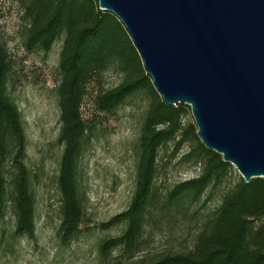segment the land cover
I'll return each instance as SVG.
<instances>
[{"label":"trees","instance_id":"trees-1","mask_svg":"<svg viewBox=\"0 0 264 264\" xmlns=\"http://www.w3.org/2000/svg\"><path fill=\"white\" fill-rule=\"evenodd\" d=\"M20 6L25 49L47 51L60 38L54 90L57 142L61 145L55 176L59 213L56 235L61 244L74 237L84 215L80 162L93 128L80 112L87 82L109 67L120 74L117 84L95 93L93 104L99 111L112 112L138 91L146 96L136 136L133 189L125 208L105 222H120L123 228L98 245L102 260L119 247L130 255L137 247L150 207L186 209L209 185L222 181L232 165L202 145L193 122L181 121L188 105L162 101L124 26L111 12L98 9L96 0H20ZM9 70L8 54L0 40V220L9 204L13 217L10 237H33L34 197L30 172L23 161L20 113L6 90ZM190 139L194 144L183 158L199 164L197 174L175 182L160 196L154 186L159 148L172 140V154ZM142 264H264V177L244 181L238 176L201 223L191 248L165 252Z\"/></svg>","mask_w":264,"mask_h":264},{"label":"rangeland","instance_id":"rangeland-1","mask_svg":"<svg viewBox=\"0 0 264 264\" xmlns=\"http://www.w3.org/2000/svg\"><path fill=\"white\" fill-rule=\"evenodd\" d=\"M21 16L20 0H0V40L10 64L6 90L20 113L25 140L23 161L30 172L34 197L35 231L33 237L11 238L13 217L6 205L0 220V264H142L165 252L191 248L201 223L239 176L233 166L222 181L209 185L199 200L186 209L150 207L137 247L130 255L120 247L110 250L107 260L98 253L100 241L123 228V223L105 222L129 201L134 185L136 136L147 102L145 94L138 91L112 112L94 107L95 93L120 80L114 67L93 75L86 84L80 112L93 128L80 162L84 215L74 237L67 244L60 243L56 235L59 213L55 176L61 145L57 142L54 90L60 38L47 51L25 49ZM181 121L193 122L190 111ZM172 143L170 140L158 150L154 186L160 196L172 184L199 170V164L183 158L193 140L183 142L171 154ZM5 167L8 170L7 164Z\"/></svg>","mask_w":264,"mask_h":264},{"label":"water","instance_id":"water-1","mask_svg":"<svg viewBox=\"0 0 264 264\" xmlns=\"http://www.w3.org/2000/svg\"><path fill=\"white\" fill-rule=\"evenodd\" d=\"M114 14L162 101L244 180L264 177V0H96Z\"/></svg>","mask_w":264,"mask_h":264}]
</instances>
